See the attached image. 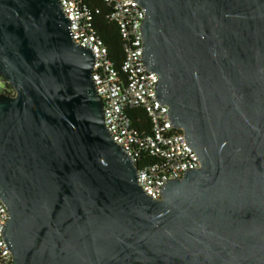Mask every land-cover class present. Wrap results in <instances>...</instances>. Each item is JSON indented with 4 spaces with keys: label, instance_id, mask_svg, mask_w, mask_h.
<instances>
[{
    "label": "water",
    "instance_id": "1",
    "mask_svg": "<svg viewBox=\"0 0 264 264\" xmlns=\"http://www.w3.org/2000/svg\"><path fill=\"white\" fill-rule=\"evenodd\" d=\"M144 62L201 167L147 195L60 0H0L12 264H264V0H136Z\"/></svg>",
    "mask_w": 264,
    "mask_h": 264
},
{
    "label": "built area",
    "instance_id": "2",
    "mask_svg": "<svg viewBox=\"0 0 264 264\" xmlns=\"http://www.w3.org/2000/svg\"><path fill=\"white\" fill-rule=\"evenodd\" d=\"M101 1L109 7L107 18L118 27L123 51L120 68L114 65L108 46L95 30L94 13L98 10H93L88 0H60L73 41L94 54L92 78L104 103L105 125L137 164L140 187L158 199L168 180L183 177L187 170L201 167V162L183 131L174 127L169 107L157 96L158 74L149 71L144 62V9L136 0ZM0 93H15L2 75ZM135 108L148 116L150 132L134 128L129 111ZM145 155L153 161H146ZM8 218V208L0 198V264H12V252L4 237Z\"/></svg>",
    "mask_w": 264,
    "mask_h": 264
},
{
    "label": "trees",
    "instance_id": "3",
    "mask_svg": "<svg viewBox=\"0 0 264 264\" xmlns=\"http://www.w3.org/2000/svg\"><path fill=\"white\" fill-rule=\"evenodd\" d=\"M93 10H98L94 13V26L97 34L102 37L106 45L108 46L109 54L113 59V63L117 68H120V64L123 59V51L120 44V36L118 27L114 22H111L107 18L109 7L106 6L101 0H88ZM129 115L133 120L134 128L139 132H150V120L146 113L140 109L135 108L129 111ZM146 161H153L151 158L145 155Z\"/></svg>",
    "mask_w": 264,
    "mask_h": 264
}]
</instances>
